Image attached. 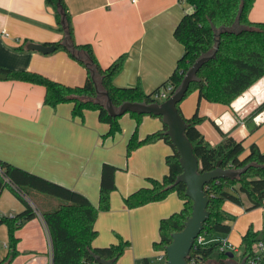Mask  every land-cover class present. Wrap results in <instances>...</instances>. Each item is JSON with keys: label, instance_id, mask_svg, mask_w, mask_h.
Instances as JSON below:
<instances>
[{"label": "crops", "instance_id": "0c3cea01", "mask_svg": "<svg viewBox=\"0 0 264 264\" xmlns=\"http://www.w3.org/2000/svg\"><path fill=\"white\" fill-rule=\"evenodd\" d=\"M64 1L76 44H89L101 67L123 56L121 70L113 78L118 87L139 84L145 93L152 92L169 77L183 54L173 30L181 17L193 10L187 0ZM248 19L264 21V0L254 1ZM63 37L45 0H0V67L34 71L67 85H81L86 79L85 67L62 48L49 53L27 48L30 43L51 45ZM43 97L42 85L0 79V160L75 190L95 207L102 164L115 166V188L109 194L108 209L97 212L92 245L107 247L127 241L116 264H136L143 258L152 263L159 222L178 212L183 200L171 192L160 201L130 208L124 198L150 186L152 179L162 180L172 148L163 139H156L127 155L126 145L134 131L139 140L161 131V118L143 115L137 119L127 112L118 120L120 131L104 136L108 124L98 120L96 110L85 109L82 118L73 117L72 103L51 107L43 103ZM263 105L261 77L229 104L207 101L194 91L179 107L186 118L194 113L201 117L197 128L210 145L226 137L242 141V158L253 143L264 150V129H260ZM239 198L240 203L226 199L221 205L230 225L222 237L231 245L236 260L243 258L241 238L249 228L264 245V202L249 208L247 196L241 193ZM24 200L31 202L26 196ZM24 209L25 202L18 194L9 185H2L0 215L13 216ZM3 225L0 230L5 233ZM45 233L39 214L18 228V254L11 264H48ZM2 244L7 253V242ZM161 254L154 258L160 260ZM217 257L211 256L205 264H215Z\"/></svg>", "mask_w": 264, "mask_h": 264}, {"label": "trees", "instance_id": "16d2710c", "mask_svg": "<svg viewBox=\"0 0 264 264\" xmlns=\"http://www.w3.org/2000/svg\"><path fill=\"white\" fill-rule=\"evenodd\" d=\"M255 0H187L193 8L185 13L173 30L174 38L183 46V54L169 77L152 92L145 93L139 84L131 87H118L113 84L114 76L121 70L123 56L114 60L107 67L97 62L89 44H76L70 14L64 0H45L51 7L57 23V29L68 36V42L75 51L63 44V39L51 45L62 48L71 58L85 67L86 79L81 85H67L50 79L40 73L27 70H14L0 67V73L7 79L26 81L44 87L43 103L55 107L60 103H72L71 115L83 117L85 109L96 110L98 120L108 124L104 136H112L120 131V116H110L104 106V97L97 94V88L105 91L115 107L124 101L153 102L158 101L154 95L169 84L173 91L200 56H214L205 61L198 69L194 79L189 83L185 96L196 91L199 98L210 102L229 104L259 78L264 77V21L253 22L248 13ZM91 69L95 75H91ZM184 96V97H185ZM183 97V98H184ZM183 100V99H182ZM181 100V101H182ZM180 101V102H181ZM179 103L176 104L182 115ZM264 106V105H263ZM260 110V109H259ZM139 119L143 115L128 112ZM185 135L191 141L193 153L198 159L200 172L210 171L220 160L222 168L243 171L235 178L214 179L204 185L208 197L209 215L200 234L206 239L220 238L230 231V225L222 212V202L226 199L240 203L239 194L247 196L250 207L261 206L264 202V151L253 143L248 153L240 157L244 147L242 141L226 137L217 145H210L198 130L201 117L194 113L186 118ZM166 126L139 140L134 131L126 145V154L138 146L163 139L172 148L166 157L167 173L162 180L152 179L151 185L142 187L124 198L128 207H137L148 202L160 201L169 193L176 194L183 200L182 208L159 222V240L153 243L157 250L164 251L171 242V233L183 228L186 218L191 213V200L185 195V185L175 184L177 175L182 171L178 162L179 155L165 134ZM116 167L103 163L101 167L98 206H93L81 193L47 180L25 169L0 160V188L9 185L25 202V209L13 216L0 215V224L7 228V253L0 264H11L18 254V238L15 232L26 221L39 214L50 235L53 258L52 264H97L96 256L114 259V264L121 257L128 242H119L107 247H94L92 241L96 236L94 222L99 210L109 207V194L115 188L114 173ZM44 194L59 198L61 206L54 210H42L34 200L44 199ZM27 197L31 203L24 200ZM260 242L257 232L249 228L241 238L243 258L248 262L264 264V251L254 252V245ZM219 241L192 246L187 261L190 264H205L213 252L218 253L215 264H226L225 252L220 250ZM165 259V258H164ZM163 259V260H164ZM161 260V263L162 261ZM143 264H151L148 258Z\"/></svg>", "mask_w": 264, "mask_h": 264}, {"label": "water", "instance_id": "95a60500", "mask_svg": "<svg viewBox=\"0 0 264 264\" xmlns=\"http://www.w3.org/2000/svg\"><path fill=\"white\" fill-rule=\"evenodd\" d=\"M62 42L72 52L79 54V51H75L72 44L68 42L67 35H64ZM27 48L42 53H49L56 47L54 45L30 43L27 45ZM213 56L214 52L210 55L197 58L185 72L178 88L162 101L149 103L124 101L118 107H115L107 93L97 88V94L104 97V106L110 116H120L127 112L160 116L163 125L166 126L165 134L169 137L170 142L179 155L178 162L182 171L177 175L175 184L183 183L185 185V195L192 202L191 213L186 218L183 228L171 233V242L164 249L165 261L161 264H190L187 261L188 254L209 215L207 210L209 199L204 191V185L214 179H233L243 171V169L222 168L220 166V160H218L212 170L200 172L198 159L193 153L192 143L185 135L187 123L176 106L185 96L188 85L194 79L198 69L205 61ZM91 75H95L93 69H91ZM4 78H6V75L0 73V79ZM225 255L226 264H248L245 258L240 260L234 259L231 251L225 252ZM96 262L97 264H114V259H105L96 256Z\"/></svg>", "mask_w": 264, "mask_h": 264}, {"label": "built area", "instance_id": "2783aa9c", "mask_svg": "<svg viewBox=\"0 0 264 264\" xmlns=\"http://www.w3.org/2000/svg\"><path fill=\"white\" fill-rule=\"evenodd\" d=\"M137 0H131V2L135 3ZM171 93H173V89L172 86L167 84L164 87H161V89L154 95V97L157 98L158 101L159 98H162V100L166 99ZM44 223V222H43ZM44 228H45V232H46V236H47V245H48V264H52V258H53V249H52V244H51V239H50V235L48 233L47 227L44 224ZM211 241H219L221 243L220 245V250H231V245L229 244V242L226 240V238L224 237H220V238H216V239H208L206 240L201 234H199L195 241L194 244H205ZM262 251H264V245L262 242H258L254 245V252H256V254L261 253ZM165 258L164 255V251H162L161 256L159 257L160 260H163ZM248 264H256V262L254 260H249L247 262Z\"/></svg>", "mask_w": 264, "mask_h": 264}, {"label": "rangeland", "instance_id": "374dc122", "mask_svg": "<svg viewBox=\"0 0 264 264\" xmlns=\"http://www.w3.org/2000/svg\"><path fill=\"white\" fill-rule=\"evenodd\" d=\"M192 92H190V93H188L184 98H183V100L184 99H186L187 97H190V94H191ZM203 99V98H202ZM159 100H161L162 101V98H159ZM260 129H264V122H263V124L261 125V128ZM264 151V150H263ZM43 197H45L44 199H39V200H34L35 201V203H36V205H38V207L40 208V209H42V210H54V209H56V208H58L59 206H61V204H62V202H61V200L59 199V198H56V197H52V196H50V195H47V194H44V196ZM31 203V202H30ZM32 204V203H31ZM4 227H2V229H4V232L5 233H3V231H1L0 230V258H2L5 254H6V246H3V244H2V242L3 241H5V242H7L6 241V237H7V228H6V226L5 225H3ZM5 237V238H4ZM4 238V239H3ZM45 244H46V250L48 249V245H47V239H46V233H45ZM231 252L233 251L232 249L230 250ZM160 253H162V250H156L155 249V252H154V254H153V260H152V263L151 264H161V260H156L154 257H156L157 255H159ZM218 255V253L217 252H213L212 253V257H215V256H217ZM237 253H235V257L237 258ZM151 258V259H152ZM165 261V259L162 261V262H164ZM136 264H143L142 263V259H139L138 261H137V263Z\"/></svg>", "mask_w": 264, "mask_h": 264}]
</instances>
